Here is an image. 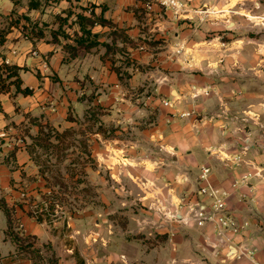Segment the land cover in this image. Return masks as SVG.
<instances>
[{"label":"crops","instance_id":"obj_1","mask_svg":"<svg viewBox=\"0 0 264 264\" xmlns=\"http://www.w3.org/2000/svg\"><path fill=\"white\" fill-rule=\"evenodd\" d=\"M178 1L184 6L180 14L156 0L74 2L90 4L84 13L93 10L111 23L92 29L109 48L80 49L68 58L65 42L51 43L44 30L41 39L25 36L27 19L45 21L44 1L29 10L26 0L24 13L15 16L14 2L0 0V32L8 30L0 43V64L23 68L21 87L32 90L26 96L12 89L0 93V198L13 208L21 232L38 244L49 238V223L38 222L28 205L19 207L21 197L41 191L26 135L37 134L43 125L73 128L97 108L99 125L120 136L95 146L93 158L111 177H131L139 188L134 193L121 189L139 204L134 214L130 205L129 211H119L128 215V223L115 234L109 231L104 262L252 264L243 256L244 247L256 261H264V36L258 40L248 16L238 9L250 17L257 14L229 5L239 0ZM55 2L60 7L68 3ZM204 8L207 12L200 13ZM115 29L123 36L112 35ZM165 100L172 107L164 106ZM203 168L209 169L206 181L200 179ZM117 170L121 177L115 176ZM206 183L229 194L227 211L243 226L223 239L237 250L225 263L218 259L223 240L214 225L198 226L188 211L195 205L208 210L211 200L197 193ZM6 227L0 211V264H15Z\"/></svg>","mask_w":264,"mask_h":264},{"label":"rangeland","instance_id":"obj_2","mask_svg":"<svg viewBox=\"0 0 264 264\" xmlns=\"http://www.w3.org/2000/svg\"><path fill=\"white\" fill-rule=\"evenodd\" d=\"M41 1L45 2L43 7L45 21L37 20L36 24L47 33L48 39L50 32L59 28L61 20L58 18L66 17L65 11L76 13L81 11L80 8H91L90 4L79 7L74 3L76 0L62 2L61 7L60 3L54 0ZM242 1H229V5L233 6V3H236L235 6L238 8L244 6L255 11L257 15L253 16L250 13L252 15L250 17L245 9H238L248 16L258 40L260 36L263 39L264 15L260 11L264 7V0ZM253 1L261 3V7L258 5L255 7ZM12 2L15 16L17 11L24 13L22 11L25 10L26 0ZM206 10L207 8H204L199 12ZM71 21L72 18L68 19L67 24L60 28L63 34H72L75 26ZM23 23L26 25L27 22ZM88 113L83 115L82 120L75 121L73 128L59 131L52 126L43 125L40 134L26 135L27 139L24 141L27 142L33 169L37 171L41 191L37 188L34 197H21L19 207L28 205V212L45 210L50 213L47 221L45 220L49 223L47 228L49 238L40 245L36 237L25 236L19 229L18 220L12 214L13 232L20 237L17 241L18 247L15 245L14 254L9 255L15 264H109L103 259L106 237L110 230L115 234L116 231L126 228L128 223V215L119 211H123L124 208V211L130 209L133 214L136 213L134 206L139 204L138 200L133 201L130 193L124 194L121 190L138 192L136 181L134 182L131 177L130 181L111 177L109 170L103 164L99 165L93 158L95 146L102 147L104 140H113L120 135L108 133L107 129L99 125L102 114L100 109L91 108ZM118 170L115 176L121 177L117 174ZM22 200L25 202H21ZM128 205L131 206L129 209ZM111 208L114 211L107 213ZM54 222L58 224L55 228L52 227ZM93 232L96 234H92ZM71 235L73 237H70ZM93 237L97 240H93ZM5 240L11 241L9 238ZM67 249L71 253H68Z\"/></svg>","mask_w":264,"mask_h":264},{"label":"trees","instance_id":"obj_3","mask_svg":"<svg viewBox=\"0 0 264 264\" xmlns=\"http://www.w3.org/2000/svg\"><path fill=\"white\" fill-rule=\"evenodd\" d=\"M55 1H62V0H55ZM67 2H71V0H65ZM79 1V0H76ZM28 9H39L43 4L39 0H29L28 2ZM80 12H72V11H65L66 17L64 19L58 18V20H61L59 22V28L56 29V31L50 32V42L51 43H57L60 44L61 40H64V44L62 45V49L68 54V58H75L78 55V51L80 49H84L86 52L90 51L91 48L97 47L99 45L106 46V48H109V44L100 43L98 41L99 34L93 33L92 29L97 26H111V23L105 19H103L102 16H97L94 14L93 10L90 11L89 15L84 13L86 9L80 8ZM26 18V17H25ZM72 18V24L75 25L76 29L73 30L72 34H63L62 31H60V28L67 24L68 19ZM28 24L23 27V31H25V36H30L36 39L44 38L45 35L43 33V29L41 27H38V25L27 19ZM19 21H11L10 24L16 25ZM8 30H2L0 32V43L4 41V37L7 34ZM123 31L115 29L111 34L116 35L118 37H122ZM62 37V39H60ZM23 70V68L17 66V65H7L5 63L0 64V93H7L11 91V89L14 91L15 94H22V95H30L32 93V90L24 87L22 88V82L20 79V72ZM96 109V108H94ZM69 120H72L71 117H69ZM42 132V127L39 129V134ZM0 211L3 212V214L6 217L7 221V227L4 231V238L11 239L10 242H13L16 247H18L17 241H19L18 235L13 232V208L8 206L7 202L4 198H0ZM43 212H38V210H35L31 212L32 216H35L36 220L38 222L47 221V216H49L48 212L45 210H42Z\"/></svg>","mask_w":264,"mask_h":264},{"label":"built area","instance_id":"obj_4","mask_svg":"<svg viewBox=\"0 0 264 264\" xmlns=\"http://www.w3.org/2000/svg\"><path fill=\"white\" fill-rule=\"evenodd\" d=\"M158 3L165 7L170 8L175 14H180L184 6L178 0H156ZM147 4V5H146ZM145 5L149 8V2ZM207 12V11H205ZM206 94V93H205ZM162 104L166 107H172V103L169 101H162ZM189 116V113H182L181 117ZM3 134L0 135L2 137ZM209 169L203 168L200 175L202 181H206ZM197 193L199 195H207L211 200L208 210H205L203 206L195 205L189 206L191 219L198 225L202 226L205 223H211L214 225V232L217 238L221 241L227 234L237 235L241 232L243 226L238 225L235 220L230 216L226 208V200L229 194L225 191H219L206 183L205 186L198 188ZM243 256L250 259L252 264H264L263 262L256 261L253 258V253L248 250L247 247L243 249Z\"/></svg>","mask_w":264,"mask_h":264},{"label":"water","instance_id":"obj_5","mask_svg":"<svg viewBox=\"0 0 264 264\" xmlns=\"http://www.w3.org/2000/svg\"><path fill=\"white\" fill-rule=\"evenodd\" d=\"M221 251H224V254L221 257H218V259L225 263L228 261L231 257L235 256L237 254V250L234 246H232L228 241L223 240L220 245ZM218 253V252H217ZM218 256V255H217Z\"/></svg>","mask_w":264,"mask_h":264}]
</instances>
